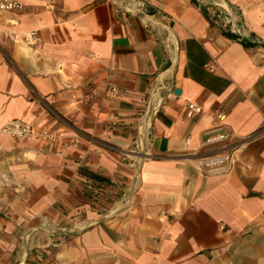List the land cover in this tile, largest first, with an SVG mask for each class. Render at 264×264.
Segmentation results:
<instances>
[{
  "label": "crops",
  "instance_id": "1",
  "mask_svg": "<svg viewBox=\"0 0 264 264\" xmlns=\"http://www.w3.org/2000/svg\"><path fill=\"white\" fill-rule=\"evenodd\" d=\"M19 1L0 17V127L50 138L0 135V219L69 234L29 261L264 264V0Z\"/></svg>",
  "mask_w": 264,
  "mask_h": 264
},
{
  "label": "rangeland",
  "instance_id": "2",
  "mask_svg": "<svg viewBox=\"0 0 264 264\" xmlns=\"http://www.w3.org/2000/svg\"><path fill=\"white\" fill-rule=\"evenodd\" d=\"M4 208V206L0 207V212L4 211ZM6 220L0 219V264H38L41 260L35 258L38 262L29 261V258L33 255L41 257L37 253L43 248L54 247L69 236L68 231L65 230L67 223H59L45 216L17 219L10 231L5 228ZM45 221L49 224L48 227L45 226ZM41 227H44V231L38 229ZM35 239L38 243L29 246L28 244Z\"/></svg>",
  "mask_w": 264,
  "mask_h": 264
},
{
  "label": "built area",
  "instance_id": "3",
  "mask_svg": "<svg viewBox=\"0 0 264 264\" xmlns=\"http://www.w3.org/2000/svg\"><path fill=\"white\" fill-rule=\"evenodd\" d=\"M47 1L50 2L52 0H47ZM131 3L132 4L129 5L130 9H132L135 12L140 11L138 8L142 7L141 1L132 0ZM20 6L21 3L19 0H0V17L5 15L6 13H10L19 9ZM23 41L27 45L32 46L35 45L39 41V39L37 34L34 31H32V32H27L23 35ZM206 67L208 66L206 65ZM208 68L210 71H213L211 67ZM203 110H204L203 107L196 103H188L187 116L190 117L194 114H200L203 112ZM217 118L219 120H223L224 114L222 112L219 113ZM0 135L10 136L15 139H23V140L35 139L38 141H47L50 138V134L48 132L43 130H37L32 126V124L27 122H22L19 120H13L1 126ZM252 137H254V135H250L246 138L248 140L251 139ZM226 139L227 136L225 135L211 133L210 136L205 141V145L218 144L224 142ZM222 149H223L222 153L201 158L198 163L199 168L205 170L207 173L225 170L227 168V165L232 161L233 153L237 149V146L234 144L231 147L224 146L222 147Z\"/></svg>",
  "mask_w": 264,
  "mask_h": 264
},
{
  "label": "bare ground",
  "instance_id": "4",
  "mask_svg": "<svg viewBox=\"0 0 264 264\" xmlns=\"http://www.w3.org/2000/svg\"><path fill=\"white\" fill-rule=\"evenodd\" d=\"M45 223H46V227H48L49 226V224L45 221ZM48 225V226H47ZM44 227H41V228H38V229H40V230H42V231H44V229H43ZM46 230V229H45ZM47 232V231H46ZM49 232V231H48ZM38 243V241H37V239H35L33 242H31V243H29L28 245L30 246V245H35V244H37Z\"/></svg>",
  "mask_w": 264,
  "mask_h": 264
},
{
  "label": "trees",
  "instance_id": "5",
  "mask_svg": "<svg viewBox=\"0 0 264 264\" xmlns=\"http://www.w3.org/2000/svg\"><path fill=\"white\" fill-rule=\"evenodd\" d=\"M246 45H254V43H251V42H248V41H245V40H242Z\"/></svg>",
  "mask_w": 264,
  "mask_h": 264
},
{
  "label": "water",
  "instance_id": "6",
  "mask_svg": "<svg viewBox=\"0 0 264 264\" xmlns=\"http://www.w3.org/2000/svg\"><path fill=\"white\" fill-rule=\"evenodd\" d=\"M175 93H176V94H178V93H179V91H175Z\"/></svg>",
  "mask_w": 264,
  "mask_h": 264
}]
</instances>
